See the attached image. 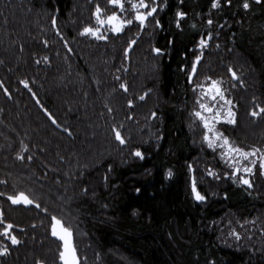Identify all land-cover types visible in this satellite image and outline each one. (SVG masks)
Listing matches in <instances>:
<instances>
[{"label":"trees","instance_id":"16d2710c","mask_svg":"<svg viewBox=\"0 0 264 264\" xmlns=\"http://www.w3.org/2000/svg\"><path fill=\"white\" fill-rule=\"evenodd\" d=\"M248 2L250 9L244 0H221L220 8L213 0H166L156 13L159 25L150 17L142 31L134 23L120 34L105 25L108 39L100 40L82 34L99 26L95 6L104 16L116 11L131 18L127 2L120 12L109 0H0V247L9 249L0 264H62L53 217L71 228L80 264H124L107 258L114 253L127 264H264L262 161L253 158L251 188L238 183L194 115L201 100L196 85L219 80L237 123L220 121L218 129L245 150H264V115H251L264 106V3ZM149 64L157 82L142 88L138 78ZM54 81L59 87L52 90ZM154 95L159 102L149 106ZM113 126H122L126 144L115 140ZM142 127L154 138L139 142ZM90 129L101 146L85 137ZM102 144L117 155L93 158ZM193 175L205 202L194 199ZM21 192L40 207L12 204L8 197ZM9 223L19 245L2 235Z\"/></svg>","mask_w":264,"mask_h":264},{"label":"snow or ice","instance_id":"6c2138e0","mask_svg":"<svg viewBox=\"0 0 264 264\" xmlns=\"http://www.w3.org/2000/svg\"><path fill=\"white\" fill-rule=\"evenodd\" d=\"M126 2L129 4L132 10L131 18L122 17L116 11H113L111 15L104 16L102 14L104 10L99 5H96L95 18L96 23L99 26H86L83 29L82 34L90 35L100 40H107L108 37L104 35L102 31L105 25L108 26L111 32L120 34L125 31V28L132 26L134 23H136L137 28L142 31L148 25L150 17L152 18L153 24H160V21L156 19V13L158 11V8H160L161 2H164V6L166 7V0H151V3H149V0H109V3L117 7L120 12H126L128 10L125 6ZM226 2L230 5L232 3V0H226ZM256 3H264V0H256ZM212 7L220 8L221 0H213ZM250 7L251 4L248 2V0H244L243 8L250 9ZM186 15L187 13L183 11H179L177 13V16L180 18H184ZM53 23L55 24L56 21L53 20ZM207 23L211 25L213 21L209 19ZM176 25L177 27H180L179 19L176 21ZM57 32H59L58 28ZM211 40V33L208 34L207 39L201 38L199 41L200 48L203 49ZM45 43H47V41H45ZM65 43H67V41H65ZM135 44V39L130 41V45ZM154 50L157 54H160L162 52L160 48H155ZM126 51H131V47H129V49H127ZM202 56L203 51H201L200 55L196 57L193 67L189 72L190 81L196 76V65L200 63ZM230 71L235 79H240L235 70L230 69ZM208 80L211 81L210 84L196 85V88L200 89L201 100L199 103V110L195 111L194 115L196 118H198L200 122H202L204 129H206V132L204 134V140L207 142L208 147L212 148L213 150L219 147L222 150L221 156L224 159V162L233 169V179L236 180L238 183L247 185L249 188H251L253 186V182L250 177L255 174L256 169V160L253 158L260 159L262 161L260 167L261 169H264V150L255 146H253L250 150H245V148H242L238 144L232 142L229 137L225 136L222 131L216 128V124L220 121L235 125L237 123L236 113L233 111L232 108L233 102L226 97L221 82L219 80H213L211 77H208ZM22 83L25 85V87H29L27 80L22 81ZM0 84H3V81H0ZM121 87L124 88L125 91H127V84H122ZM4 91L8 93L9 96H11V93L8 92L7 88H5ZM140 99H144V97L142 96L140 97ZM220 101H223V104H221ZM128 103L129 105H132L131 100ZM45 111L47 112V109H45ZM48 115L52 119V122L56 124L57 121L55 117H53L50 112L48 113ZM155 115L156 114L153 113V116ZM251 115L257 118H259L261 115H264V106H259L258 111L256 109H253ZM121 129L122 126H113V133L115 140L119 141L121 145H124L127 143V139L122 134ZM65 131H68L69 134H71L70 130L66 129ZM24 151H27L26 146L24 148ZM133 155L143 160L145 154L141 150L136 149L133 152ZM18 158L20 160L25 159L23 155H19ZM28 159L31 160L32 157L29 156ZM245 161H248V163L245 164ZM241 173H243V175H241ZM172 175L173 173L171 169H169L168 176L172 177ZM208 175L214 178H218L217 173L211 170H209ZM105 179L107 180V176L105 177ZM191 190L196 201L205 202L207 200V196L202 194L201 191L197 188L195 175L192 176ZM85 191H87V189H85ZM140 191L141 190L139 188L136 189L137 193H139ZM0 195H3V193H0ZM8 199L12 202V204L15 205L35 204L36 207H40L39 204H36L34 200L29 198V196L23 192L19 193V195L9 196ZM3 216L4 211L3 209H0V222L3 221ZM52 219L55 221V224L52 226V235L58 237L59 240L63 242V250L59 253V259L63 262V264H80V257L77 255V249L73 241V232L71 228L66 227L64 223L56 217H53ZM250 223H255V221H251ZM241 227H243V224H241ZM12 228V224H7V227L4 229L2 235L6 236L13 245H19L21 241L17 238V236L10 234ZM231 235L237 241L242 239L241 232L236 231L235 229L231 230ZM8 253L9 249L6 246L0 248V255H8ZM38 264H44V261L41 260L38 262Z\"/></svg>","mask_w":264,"mask_h":264},{"label":"rangeland","instance_id":"374dc122","mask_svg":"<svg viewBox=\"0 0 264 264\" xmlns=\"http://www.w3.org/2000/svg\"><path fill=\"white\" fill-rule=\"evenodd\" d=\"M148 68L147 69H144V70H142L141 72H140V76H139V78H138V80H139V86H142V85H144L145 83H146V81H148V82H150V81H155V82H157V76H156V72L154 71V68H153V66H151L150 64H149V66H147ZM58 82H60V81H58ZM147 85H144L142 88H145ZM56 87H59V84L58 83H55V81H54V83H52V85H51V88H52V90H53V88H56ZM158 99V97L156 96V95H154L153 96V98H152V100H151V103H150V105L149 106H155L156 104H157V102H159V99ZM157 106V105H156ZM142 113V112H141ZM142 117V116H141ZM140 117V120H142L143 122L145 121L144 119H142ZM86 128H92L91 126H86ZM216 128L218 129V123L216 124ZM93 129V128H92ZM92 129H90L89 131H88V133H87V135L85 136V137H87L88 139H90L91 140V142L93 143V145H94V143H95V145L97 146V147H99V146H101V143H100V137H99V134L97 133V134H94L93 135V131H92ZM144 130H145V134H144ZM150 131H149V127H142L141 128V131H140V133L138 134L139 135V137H141L142 139L141 140H139V142H145V141H147V140H151V139H153L154 138V136H153V132H152V134L150 133ZM83 134H86V132L85 133H83ZM144 139V140H143ZM103 143V142H102ZM103 146L102 147H100V150L99 151H93V158L94 157H97V160L98 159H101V160H104V159H108V158H113L114 156H116L117 155V153H115V152H113V150L112 149H110L109 151H108V148H107V146H105V144H102ZM49 146V145H48ZM86 148H87V144H86ZM93 149H91V148H87V149H85V152L87 153V154H90L91 153V151H92ZM216 150H221L219 147H217L216 148ZM222 151V150H221ZM74 156L76 157V160L78 161V164H82V162H81V158H80V155H79V153H75L74 154ZM89 164H91V166H93L94 164H95V161L94 162H91V160L90 161H87V165H89ZM63 198V197H62ZM92 198H95V195H92ZM61 200H65V201H69L70 199L68 198V196H65L64 197V199H61ZM55 224V221L53 222V225ZM52 225V226H53ZM55 237V236H54ZM86 237V236H85ZM57 240H59V238L58 237H55ZM60 241V240H59ZM73 241H74V239H73ZM61 242V244L63 245V242L62 241H60ZM0 248H2V247H0ZM62 250H63V248H62ZM106 256H107V258H108V256H109V258H110V256H112L114 259H116V260H118V261H120V262H123L124 264H127L126 262H124L122 259H120L118 256H117V254L116 253H114V255H108V254H106ZM62 264H63V262H62Z\"/></svg>","mask_w":264,"mask_h":264}]
</instances>
